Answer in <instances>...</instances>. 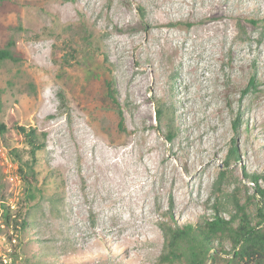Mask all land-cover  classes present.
I'll list each match as a JSON object with an SVG mask.
<instances>
[{
  "label": "rangeland",
  "instance_id": "rangeland-1",
  "mask_svg": "<svg viewBox=\"0 0 264 264\" xmlns=\"http://www.w3.org/2000/svg\"><path fill=\"white\" fill-rule=\"evenodd\" d=\"M263 19L264 0H0V47L14 40L23 55L0 64V146L32 163L16 128L45 133L35 172L43 195L60 203L54 212L38 197L34 227L16 232L0 201V259L169 264L160 261L161 225H203L214 214L237 225L235 202L255 225L264 198L244 174L264 175ZM79 25L92 41L83 48L90 73L52 61L77 47L81 37L69 28ZM156 101L174 110L171 142ZM232 140L238 159L226 166ZM10 163L7 171L0 157V191L15 212L24 187ZM46 247L56 256L41 255ZM231 249L213 238L206 264H229Z\"/></svg>",
  "mask_w": 264,
  "mask_h": 264
},
{
  "label": "trees",
  "instance_id": "trees-1",
  "mask_svg": "<svg viewBox=\"0 0 264 264\" xmlns=\"http://www.w3.org/2000/svg\"><path fill=\"white\" fill-rule=\"evenodd\" d=\"M5 1V0H2ZM71 1V0H66ZM264 23V19L262 20ZM71 31L74 30V37H81L78 45L75 49H71L66 55L60 57L56 52L53 53L52 61L62 69L63 67L79 68L84 70L85 73L91 72V66L89 58L91 54L84 55L83 48L92 45L90 34L86 38H82L81 34L85 33L82 26H76L75 28L70 27ZM23 61V55L16 49V43L14 40H9L3 47H0V64L5 62H12L18 64ZM65 71V70H64ZM67 75L64 72V77ZM63 77V74L59 76ZM74 81V80H73ZM72 78L70 82L72 83ZM253 78L251 79L250 85L253 84ZM113 85L107 84V94L111 102L118 107L120 124L123 119L121 108L119 107L118 100L114 97ZM62 105H65L66 96L63 92L57 94ZM155 105V118L158 127L166 128V140L171 142L174 137L175 128V117L174 110L171 106L166 105L164 102L156 101ZM240 117V116H239ZM237 117L234 122V129L237 130L239 126L240 118ZM19 133L23 136L25 145L27 147V155L29 156L32 163L24 160L23 152L14 149L10 152L11 160L14 159L16 163L17 173L21 176V181L24 187V198L22 205H20L15 212H12L10 206L6 203L4 192L0 191V201L4 207V222L10 227H13L16 232H22L27 230L29 227H34L36 223L37 211H41L39 208V199L43 198L54 212H58L60 205L57 194L50 196H44L42 189L38 186V178L35 172L34 164L36 163L37 153L45 147L46 134L43 132H37L34 128L18 126L16 128ZM7 131L5 124L0 122V136H3ZM233 144L229 150L226 158L225 165L229 166L233 161L238 159L237 151ZM13 158V159H12ZM225 172H221L217 183L221 181ZM245 177L250 179L255 185V192L259 195V202H263L264 188H260L258 180L264 181V175H247ZM239 223L236 225V219L234 217L226 220L214 214L210 221H205L203 225H183L181 227L172 228L167 223L161 225V229L164 235L163 254L161 255L160 261L173 264V262L179 258L184 257L186 264H206L210 259V249L212 248V239L215 237L226 239L231 243L232 249L228 254L231 255L229 264H264V206L257 208L256 217L258 222L255 225L251 224L248 215L244 212L242 206L235 202ZM39 208V209H37ZM14 213V214H11ZM241 215H240V214ZM171 219V217H170ZM219 251H226L222 248H218ZM217 253V252H216ZM41 255L47 257L56 256L54 251H49L48 248H44ZM0 264H4L0 259Z\"/></svg>",
  "mask_w": 264,
  "mask_h": 264
},
{
  "label": "built area",
  "instance_id": "built-area-1",
  "mask_svg": "<svg viewBox=\"0 0 264 264\" xmlns=\"http://www.w3.org/2000/svg\"><path fill=\"white\" fill-rule=\"evenodd\" d=\"M0 157L2 158L3 160V164L6 165L8 167V170L9 171L11 168H12V165H11V159H10V156H9V153L8 151L5 149V147L3 146H0ZM2 262L4 264H7V260L6 258H3L2 259Z\"/></svg>",
  "mask_w": 264,
  "mask_h": 264
},
{
  "label": "bare ground",
  "instance_id": "bare-ground-1",
  "mask_svg": "<svg viewBox=\"0 0 264 264\" xmlns=\"http://www.w3.org/2000/svg\"><path fill=\"white\" fill-rule=\"evenodd\" d=\"M82 133H83V131L79 134V137H78V139H79V144H84V143L87 142V141H85V140H87L86 136L82 135ZM99 168H100V167L95 166V167L92 169L93 172H94L97 176H100V169H99Z\"/></svg>",
  "mask_w": 264,
  "mask_h": 264
}]
</instances>
